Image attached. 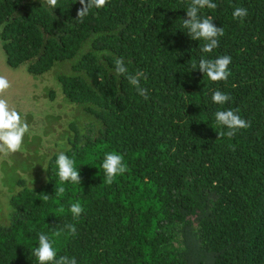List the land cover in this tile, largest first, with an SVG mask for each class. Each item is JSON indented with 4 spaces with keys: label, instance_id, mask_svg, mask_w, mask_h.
Wrapping results in <instances>:
<instances>
[{
    "label": "trees",
    "instance_id": "trees-1",
    "mask_svg": "<svg viewBox=\"0 0 264 264\" xmlns=\"http://www.w3.org/2000/svg\"><path fill=\"white\" fill-rule=\"evenodd\" d=\"M213 2L200 14L224 35L205 54L204 41L182 27L189 0H109L83 22L79 0L55 9L0 0L6 64L49 75L57 101L49 116L57 117L47 130L61 133L47 152L26 135L0 168V264H39L32 250L41 232L77 264H264V0ZM237 7L248 10L243 21L233 18ZM223 55L232 57L226 82L191 68ZM116 58L147 76V100L115 73ZM217 90L231 100L213 103ZM228 108L251 126L218 138L227 129L215 113ZM113 151L129 170L107 185L102 163ZM61 152L75 160L81 184L60 182ZM75 202L84 208L78 219ZM68 223L76 235L56 238Z\"/></svg>",
    "mask_w": 264,
    "mask_h": 264
},
{
    "label": "clouds",
    "instance_id": "clouds-1",
    "mask_svg": "<svg viewBox=\"0 0 264 264\" xmlns=\"http://www.w3.org/2000/svg\"><path fill=\"white\" fill-rule=\"evenodd\" d=\"M109 0H79L80 8L77 9V19L83 22L93 9L104 8ZM46 3L51 8H57L58 0H46ZM204 8L216 9L217 4L213 0H189L186 7V18H183L182 27L186 29L187 34L192 40H203L204 44L201 48L202 53H212L214 49L219 47L218 38L224 35L223 27H217L213 23L212 17H202L201 10ZM234 19L241 21L248 15L246 8L237 7L233 13ZM232 63V57L228 55L219 56L214 59H209L202 56L198 64L192 63L193 70L199 69L208 79L213 82L227 81L231 72L229 65ZM114 71L117 75L126 76L129 84L134 86L137 93L147 100L148 89L141 85V79L147 80V76L143 71H137L135 74L128 72L123 58L114 60ZM100 82L103 80L102 74L98 75ZM11 87L9 80L0 75V154L7 156L21 151L24 144L26 134H30V125L27 120L13 107H11L7 99L3 98L4 94ZM231 100V96L219 90L212 95L213 103L217 105H225ZM239 109L219 110L215 113L216 122L227 129L226 131H218V138H232L240 129H245L251 126L250 121L241 118L238 114ZM234 150V148H233ZM58 177L61 183L71 182L72 184H81V175L75 167V160L70 158L65 153L61 152L57 159ZM45 168V167H44ZM102 168L104 170L103 183L111 185L118 176L127 172L128 166L125 163V158L122 154L115 151L105 153ZM46 170V168H45ZM47 171V170H46ZM66 189L63 186H56L55 195L62 197ZM49 198L44 196V200ZM63 212V208L60 209ZM70 213L73 219H78L84 212V208L80 202H75L70 205ZM65 232L70 235H76L77 229L75 224L68 223L63 228L54 232L56 238L61 237ZM56 240L52 239L48 234L43 232L38 235V246L32 250L39 264H77L75 257L67 255L58 256L57 250L54 247Z\"/></svg>",
    "mask_w": 264,
    "mask_h": 264
},
{
    "label": "rangeland",
    "instance_id": "rangeland-1",
    "mask_svg": "<svg viewBox=\"0 0 264 264\" xmlns=\"http://www.w3.org/2000/svg\"><path fill=\"white\" fill-rule=\"evenodd\" d=\"M1 31V30H0ZM0 75L5 76L11 87L4 94L9 105L15 108L24 117L30 125L29 137L37 138L41 141V147L44 152L50 151L58 143L60 136L59 130L57 134H51L48 128V119L52 124L55 116L51 114L56 112L57 101L53 100L48 94V87L52 86V80L49 75L35 78L27 72L26 66H21L18 69H11L6 64L5 54L2 48L0 39ZM47 77L45 80L38 78ZM37 79V80H36ZM61 96L59 95V98ZM62 123H59V125ZM23 147V146H22ZM11 156H4L0 154V168L3 166L4 161L11 160ZM5 169L2 170V180L0 186L6 187L4 184ZM4 204L6 202H3Z\"/></svg>",
    "mask_w": 264,
    "mask_h": 264
}]
</instances>
